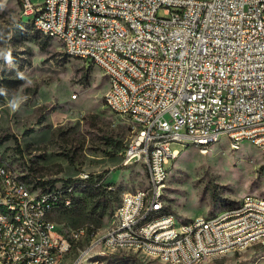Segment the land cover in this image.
Segmentation results:
<instances>
[{"label":"built area","instance_id":"built-area-1","mask_svg":"<svg viewBox=\"0 0 264 264\" xmlns=\"http://www.w3.org/2000/svg\"><path fill=\"white\" fill-rule=\"evenodd\" d=\"M23 14H33L35 25L64 34L65 50H78L84 61L103 62L115 90L104 101L115 102L116 113L128 119L131 135L122 153L124 163L135 162L151 174L149 196L122 197L113 227L106 237H91L93 227L55 230L49 216L68 203L59 195L72 192L60 185L39 196L23 194V186L10 180L0 185V203L17 208L29 220L30 230L11 226L0 213V240L11 244L12 255L2 264H50L62 260L73 245L93 239L130 245L138 242L156 256L196 264L217 250L232 249L264 234V204L243 197L240 209L217 221L203 215L187 226V238L174 243L170 232L174 213L166 220L142 226L146 212L165 207L163 175L179 155L174 143L192 144L208 153V141L247 138L264 143V0H21ZM63 4L73 5L74 19L64 24ZM35 8H49L48 16H35ZM160 13L163 15L160 16ZM122 20L134 24L126 37ZM98 27H107L105 45H98ZM134 122L142 134L133 135ZM239 146H235L237 148ZM0 175L8 170L0 167ZM83 179L88 175H83ZM17 193V200L2 203V195ZM151 199V206H144ZM166 209V207H165ZM41 231V242H33ZM18 249H29L27 259H16ZM91 249V245L87 247Z\"/></svg>","mask_w":264,"mask_h":264},{"label":"rangeland","instance_id":"rangeland-1","mask_svg":"<svg viewBox=\"0 0 264 264\" xmlns=\"http://www.w3.org/2000/svg\"><path fill=\"white\" fill-rule=\"evenodd\" d=\"M88 62L37 31L21 0H0V160L36 191L74 187L75 205L49 216L62 236L86 226L105 236L124 194L149 187L146 167L124 163L131 124L106 106L109 79ZM172 149L179 155L167 165L163 201L177 225L214 216L245 195L264 199V152L255 145L232 150L223 138L208 153L192 144ZM93 241L73 245L60 264H168L135 251L87 249ZM203 264H264V244Z\"/></svg>","mask_w":264,"mask_h":264},{"label":"bare ground","instance_id":"bare-ground-1","mask_svg":"<svg viewBox=\"0 0 264 264\" xmlns=\"http://www.w3.org/2000/svg\"><path fill=\"white\" fill-rule=\"evenodd\" d=\"M32 17L33 21V14H26ZM49 15V8H35V16H48ZM63 19L64 24H71L74 19V11L73 5L71 4H63ZM34 27L37 31L41 32L42 34L60 39L63 44L65 45V38L64 34H53L50 32L48 28H42L35 25V21H33ZM122 29L124 30L126 37H133L134 34V24L130 22V20H122ZM108 36V28L107 27H98L97 32V40L98 45H105L106 38ZM72 58L80 59V53L78 50H68L66 52ZM95 65L103 70L106 74V66L103 62H95ZM109 79V89L106 95H111L113 90H115V80ZM106 106L111 110V112L122 116V113H116L115 110V102H107ZM142 134V123L141 122H134L133 126V135H141ZM223 138L219 140H209L208 141V152L212 148V146L218 142H220ZM230 140V138H228ZM243 141H247V138H239L235 139V145L232 144V140H230V145L232 150H239ZM235 146H239L235 148ZM255 146L258 147L261 151L264 152V143L263 142H256ZM198 147V146H197ZM202 153H205L204 150H201ZM177 158V157H176ZM0 167H3L4 170H8V175H0V185L3 184V188H10V180L14 183H20L23 186V194L30 195V196H39L40 191H36L32 188V186L28 183L26 179L15 170L11 168L8 162L0 160ZM169 174L163 175V183L166 182ZM10 178V180H9ZM149 181H151V174H149ZM149 190H152V182H149V187L146 190L139 191V196H149ZM132 196V193H125L123 197ZM253 197L255 201H262L264 204V199L254 197V196H247ZM17 200V193L16 192H9L5 195H2V203H10ZM59 202L68 203V206L65 208L72 206L71 197L68 195H59ZM243 203V199L240 203L234 207L225 209L214 216H203L204 220L207 221H217L218 218H221L224 214L231 213L233 211L240 209V204ZM144 206H151V199H144ZM170 212V211H169ZM0 213L2 216L11 218V226L16 228H20V230H30V222L24 218L18 217V209L17 208H4V204L0 203ZM168 218V211L165 207H155L151 209L149 212H146L144 218H142V226H150L157 223L159 220H166ZM192 222H196L195 219H191L188 221H183L179 225L176 224V216L173 217L172 222H170V232H175L174 236V243H182L183 238H187V226H190ZM108 233L103 236L106 237ZM94 239H102V237H97L95 234H91ZM33 242H41V231H33ZM255 244H264V234H257L256 241L255 240H247L239 245L232 246V249L226 250H217L212 252L210 257L226 255L228 253L234 252H243L248 248L252 247ZM103 246L107 251H135L140 252L150 257H155L160 259L161 261L168 263V264H187L186 261H178L177 259H170L164 258L163 256H156V252L154 250L149 249L146 246H140L138 242H130V245L127 244H118L113 243L111 241H93L91 243V249L94 246ZM4 255H12V248L10 243H6L4 240H0V264H2ZM29 257V249H18L16 252V259H27ZM208 258L201 259V261H197L196 264H203L204 261ZM64 259V258H62ZM62 261V260H61ZM60 260H53L50 264H60Z\"/></svg>","mask_w":264,"mask_h":264},{"label":"trees","instance_id":"trees-1","mask_svg":"<svg viewBox=\"0 0 264 264\" xmlns=\"http://www.w3.org/2000/svg\"><path fill=\"white\" fill-rule=\"evenodd\" d=\"M90 65H89V67L90 66H92L93 65V63L91 62V61H89L88 62ZM24 178V177H23ZM25 179V178H24ZM80 182H86V183H91L92 182V180H82V181H80ZM73 188V191L72 192H64V195H69L70 197H71V200H72V206H70V207H67V208H65V209H70V208H72L74 205H75V203H76V201H75V194H74V187H72ZM167 210V209H166ZM168 211V210H167ZM91 234H95L96 235V232L94 231V230H91Z\"/></svg>","mask_w":264,"mask_h":264},{"label":"crops","instance_id":"crops-1","mask_svg":"<svg viewBox=\"0 0 264 264\" xmlns=\"http://www.w3.org/2000/svg\"><path fill=\"white\" fill-rule=\"evenodd\" d=\"M42 1H43V0H42ZM42 1H41V2H42ZM34 2H35V3H38L39 1H38V0H35ZM41 2H40V3H41ZM255 245H258V244H255ZM255 245H253L252 247H254ZM250 248H251V247H250Z\"/></svg>","mask_w":264,"mask_h":264}]
</instances>
